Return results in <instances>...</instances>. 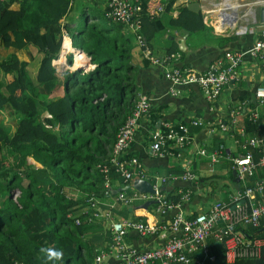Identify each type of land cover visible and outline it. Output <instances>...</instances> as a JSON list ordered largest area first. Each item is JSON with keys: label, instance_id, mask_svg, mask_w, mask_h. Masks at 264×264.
<instances>
[{"label": "trees", "instance_id": "trees-1", "mask_svg": "<svg viewBox=\"0 0 264 264\" xmlns=\"http://www.w3.org/2000/svg\"><path fill=\"white\" fill-rule=\"evenodd\" d=\"M165 1L171 7L175 0ZM151 2L141 18L147 44L153 36L148 19L160 13V1ZM5 4L0 0V44L15 49L31 45L35 53L26 60L16 52L0 51V110L13 109L18 115L14 132L0 121V170L7 173L6 179L0 178V264L15 260L46 264L41 253L46 246L63 251L58 264H97L95 244L86 234L101 224L89 220L84 208L111 193L98 164L108 159L137 97L129 39L117 32L122 25L118 22L109 20L108 25L99 26L86 16L81 26L72 27L68 21L73 15L62 22L72 0H20L19 8ZM171 23L196 29L202 16L181 6ZM49 25L70 33L75 49L87 58L86 65L56 68L52 61L60 55L62 31L51 33ZM67 61L73 65L71 55ZM254 105L255 100H248L249 108ZM246 116L241 113L235 124L226 121L228 131L244 126L247 133H254L255 125ZM29 156L40 165L29 161ZM263 175L258 171L252 182ZM110 176L117 177L113 169ZM186 189L192 186L181 190ZM180 194L166 192L165 198L175 202ZM242 229L246 237H264V217L259 226ZM208 243L219 264H264V248L261 257H237L225 263L222 245L212 239Z\"/></svg>", "mask_w": 264, "mask_h": 264}, {"label": "crops", "instance_id": "crops-1", "mask_svg": "<svg viewBox=\"0 0 264 264\" xmlns=\"http://www.w3.org/2000/svg\"><path fill=\"white\" fill-rule=\"evenodd\" d=\"M5 1L8 8H19L20 6V0ZM151 1L147 0L145 3V14L152 7ZM159 1L162 7L160 13L154 15L153 19L151 17L148 19L153 36L149 39L148 44L145 39V46L150 48L152 54L156 56H163L170 50L179 52V59L172 60V63L186 67L192 72L204 71L212 61L222 57L227 50L250 47L259 29L257 22L261 21L262 4L256 3V0H175L171 7H167L165 0ZM237 1L242 5H238ZM193 2H198L199 11L189 9V4ZM181 6H186L190 11L201 14L202 23L197 24L196 29L176 26L171 23V18L179 15ZM105 8L106 0H72L71 10L68 15L62 18V22H67L71 15L74 17L79 12L85 17L87 16L90 22L98 21V17H94V14L98 13L104 17ZM68 22L72 27L78 25L74 19ZM58 28L61 31L64 29L57 25L48 26L51 33L57 31ZM182 29L186 30L185 37L181 32ZM44 30L45 28L42 29V31ZM117 32L127 36L130 42V61L136 66L134 74L136 95L144 94L151 104L149 111L139 118L127 154L139 158L145 176L149 180H153V175L166 178L160 184L164 194L170 191L178 193L184 187L192 186L189 199L182 202L181 210L184 213H197L207 209L214 201L227 198L230 193L236 190L239 183L236 174H233L231 161L223 156L210 166V159L198 153V149L201 147L212 149L222 140L228 152L239 151L236 140L221 132L217 124L219 121L226 122L231 118V110L242 98L254 100L255 86L258 83H264V69H262L261 63L246 54L240 64L238 79L226 85L215 101L207 99L195 84L174 85V88L180 90L174 93L170 91L171 82L165 78L163 68L143 55L142 47L134 31L122 24ZM71 45L74 47L72 42ZM2 50L16 52L22 55L19 58L26 60L35 53L31 45L15 49L13 47L4 48L0 44V51L2 52ZM69 55L71 54H68L67 57ZM258 109L264 122V108L258 107ZM8 111L7 108L0 110L3 113ZM248 111L249 107L242 110L244 113ZM5 114L8 116L7 113ZM192 118L200 119L201 123L188 125ZM185 126H188L190 140L181 149V155L178 158L172 153L155 154L151 151L150 141L153 131L165 132L168 129H174L177 133L183 134ZM28 160L37 166L40 165L31 156L28 157ZM186 164L193 171L195 181L182 178V169ZM1 175L0 178L6 179V173L1 172ZM121 185L122 181L115 177L111 181L110 195L99 197L97 200V205L102 211L107 210L108 206L114 203L112 215L115 219L122 217L132 219L164 218L170 217L177 210L169 209L162 216L155 209L152 212V207H155L153 203L146 208L140 206L147 199L135 200L129 204L115 202L116 191L123 186ZM128 190L127 194H131V189L128 188ZM97 221L101 227L95 228L93 233L86 235L90 237L92 245L95 244V250L99 251L108 248L111 232L109 221L106 218L102 217ZM127 240L137 247L156 246L163 242L158 236H141L135 230L128 232ZM114 262L115 258L113 254H110L105 257L102 264H113Z\"/></svg>", "mask_w": 264, "mask_h": 264}, {"label": "built area", "instance_id": "built-area-1", "mask_svg": "<svg viewBox=\"0 0 264 264\" xmlns=\"http://www.w3.org/2000/svg\"><path fill=\"white\" fill-rule=\"evenodd\" d=\"M146 2L147 0H106L104 15L108 20L124 24L134 31L142 47L143 55L163 68L165 78L171 82V92L180 91L174 88V85L195 84L207 99L215 101L226 85L238 79L240 64L246 54L259 60L264 69V20L257 22L259 29L250 47L225 51L222 57L216 58L201 72H192L186 67L172 63V60L177 61L180 57L177 51L163 56L153 55L150 48L145 46V38L141 32V18L146 13L144 8ZM255 2L264 5V0ZM237 4L242 5L238 1ZM161 8L159 5L157 10L160 11ZM65 38L71 40L70 33L64 28L61 53L57 59L61 58ZM73 53V50L65 51L64 62H59L62 69L67 68L64 66L67 55L73 56ZM57 59H53L54 65ZM253 96L256 105L249 108L246 117L255 125L254 133H247L244 126H239L235 132L228 131L229 124L225 121H219L217 124L221 132L236 140L239 151L228 152L223 142H219L212 149L205 147L198 149V153L210 159V166L223 156L230 160L239 180L238 187L228 195V198L214 201L205 210L187 214L181 210V207L182 202L189 199L191 190H180V197L175 202L167 200L160 187L166 178L153 175V180H149L145 176L139 158L127 154L139 118L149 111L151 105L144 94L137 95L132 112L118 130L108 159L98 164L104 175V184L110 190L111 169L122 181L123 186L131 183L136 177L146 178L154 188L153 193L130 187L131 194H127L120 189L115 194V202L129 204L135 200L154 199L156 203L154 209L162 216L169 209L177 210L170 217L164 218L115 219L112 215L114 203H111L105 211L97 205V200L87 204L84 211L90 213L89 220L106 218L111 232L108 248L97 251L94 256L97 264H102L105 257L110 254H113L115 258L113 264H205L206 262L219 264L220 259L211 251L209 239L222 245L221 257L225 263H232L237 257H261L264 237H246L242 229L245 226H259L264 217V175L252 182L258 171L264 172V127L262 126L264 122L261 120L258 109V107L264 108V83H258L255 86ZM247 105V99L239 100L231 110V118L228 121L235 124L240 119L242 110L248 107ZM200 123V119L192 118L188 125ZM189 140L188 126L183 128V134L177 133L174 129H168L165 132L155 130L151 134L150 148L155 154L172 153L178 158L181 155V149L188 144ZM182 170L181 176L184 180L195 178L187 164ZM76 222H79L78 218ZM130 230H135L141 236H158L163 242L156 246H134L127 240ZM14 264L26 263L15 260Z\"/></svg>", "mask_w": 264, "mask_h": 264}, {"label": "rangeland", "instance_id": "rangeland-1", "mask_svg": "<svg viewBox=\"0 0 264 264\" xmlns=\"http://www.w3.org/2000/svg\"><path fill=\"white\" fill-rule=\"evenodd\" d=\"M74 11V10H73ZM81 11V10H80ZM75 12V11H74ZM73 19H74V21L79 25V26H81L82 24H83V22L85 21V15L84 14H82L81 12H79V14H76L74 17H73ZM99 20L96 22L99 26H106V25H108V18H106L105 16L103 17H99L98 18ZM66 41H68V40H66ZM66 41H65V43H64V47H65V44H66ZM64 47H63V49H64ZM61 53V52H60ZM17 55H18V57H21L22 55H19L18 53H17ZM73 55H74V57H73V59L72 60H74L73 61V65H71V66H74L75 65V58H76V56L78 55V54H76V53H73ZM80 57H82L83 59H82V63H83V61H86V59H85V56H81V55H79ZM71 57H72V55H71ZM81 63V64H82ZM63 65V64H62ZM55 66H57V69H60L62 66L59 64V61H58V59H57V61H56V63H55ZM64 66L65 67H67V68H72L70 65H69V62L67 61V60H65V64H64ZM69 66V67H68ZM64 67V68H65ZM79 67V66H78ZM44 102L42 101V104H43ZM10 111H11V113H10ZM5 113H7V115L8 116H6V114ZM5 113H3V112H0V121L1 122H4V121H6V122H4V124L6 125V127L11 131V132H14L15 131V125H16V123H17V120H18V115L15 113V111L13 110V109H9V111L8 112H5ZM9 157V159L11 160V156H8ZM7 157V158H8ZM1 172H3V173H6V169H1L0 170V175H1ZM7 174V173H6ZM2 176V175H1ZM130 189V188H129ZM152 212H154V208L152 207Z\"/></svg>", "mask_w": 264, "mask_h": 264}, {"label": "water", "instance_id": "water-1", "mask_svg": "<svg viewBox=\"0 0 264 264\" xmlns=\"http://www.w3.org/2000/svg\"><path fill=\"white\" fill-rule=\"evenodd\" d=\"M189 9H192L194 11H199L198 2L190 3L189 4ZM260 20L261 21L264 20V5H262L261 9H260ZM181 32L184 33V37H185L186 30L182 29ZM233 174H236V170L235 169H233ZM130 187H133L136 190L142 191V192H151V193L154 192V188H153L151 182L148 179H146V178H139V177L134 178L131 181V183L126 184L123 187H120L119 189H117V191H119L120 189H127V188H130ZM154 202H155L154 199H149V200H146L145 202H143L142 204H140V206L143 207V208H146L149 204L154 203Z\"/></svg>", "mask_w": 264, "mask_h": 264}, {"label": "clouds", "instance_id": "clouds-1", "mask_svg": "<svg viewBox=\"0 0 264 264\" xmlns=\"http://www.w3.org/2000/svg\"><path fill=\"white\" fill-rule=\"evenodd\" d=\"M41 253L45 257L46 264H58V262L63 260V251L52 246L42 247Z\"/></svg>", "mask_w": 264, "mask_h": 264}, {"label": "bare ground", "instance_id": "bare-ground-1", "mask_svg": "<svg viewBox=\"0 0 264 264\" xmlns=\"http://www.w3.org/2000/svg\"><path fill=\"white\" fill-rule=\"evenodd\" d=\"M228 8V7H227ZM226 13V12H225ZM66 40H68V41H66ZM65 41H66V43H69L70 45H69V48H66V46L64 47V43H65ZM64 43H63V47H64V49L62 50V54H61V58L58 60V61H63L64 62V53H65V51H71L72 49H73V46L71 45V42H70V40L69 39H67V38H65L64 39ZM74 53H76V54H78V55H81L82 53L81 52H79V51H77L76 52V49L74 48ZM76 56V58H75V64L76 63H78V66H83V65H86V61H83V63H82V57H80V56ZM73 57H74V55H73ZM85 59H86V57H85ZM82 63V64H81Z\"/></svg>", "mask_w": 264, "mask_h": 264}]
</instances>
